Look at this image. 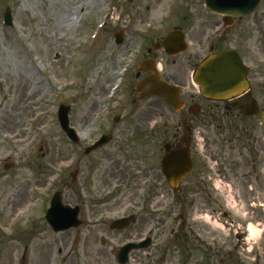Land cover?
<instances>
[{
    "label": "rangeland",
    "instance_id": "374dc122",
    "mask_svg": "<svg viewBox=\"0 0 264 264\" xmlns=\"http://www.w3.org/2000/svg\"><path fill=\"white\" fill-rule=\"evenodd\" d=\"M157 1L0 0V264H117L120 245L136 241L148 230L153 244L148 252L159 255L157 262L186 258L187 264L199 263L201 255L189 249L197 244L189 236H172L189 231L188 223H183L185 215L191 226L209 234L207 240L218 236L219 246L225 247L229 246L231 220L242 226L252 224L254 230L247 237L252 254L242 253L254 259L263 255L258 246L264 245V231L256 220L262 212L257 206L263 201L260 176L231 171V159L240 150L232 152L227 147L220 153V162L229 165L215 178L219 185L217 225L200 218L205 213L195 206L184 204L182 191L173 195L160 183L159 197L149 203L148 182L135 184L141 176L131 169L135 157L125 153L112 161L95 159V167L85 166L83 150L98 138L94 125L99 120L118 114L140 118L126 104L129 80L138 71L142 50H152L174 28L184 32L189 44L184 55L202 49L205 57L214 47L235 48L250 67L253 96L264 88V0L251 16L228 29L220 16L206 10L203 0ZM5 9L11 11L12 28L2 24ZM117 32L124 33V43L118 48L113 43ZM152 52L161 59V76L166 78L167 57L161 51ZM124 74L126 91L116 98L125 105L124 111L119 107L108 114L114 101L107 92ZM28 97L33 100L27 102ZM160 103L154 109L157 137L150 144L156 163L162 155V138L158 137L163 134L162 121L175 117ZM59 105L70 108L69 122L81 140L78 146L60 132ZM111 149L94 158L112 156ZM77 159L80 165L75 168L72 163ZM54 192L61 194L64 204L77 206L78 219L91 227L52 233L43 216ZM188 193L195 197V192ZM128 216L135 217L136 223L121 232L108 230L112 221ZM139 253L131 256L130 263L136 255L143 256Z\"/></svg>",
    "mask_w": 264,
    "mask_h": 264
},
{
    "label": "flooded vegetation",
    "instance_id": "af4514ba",
    "mask_svg": "<svg viewBox=\"0 0 264 264\" xmlns=\"http://www.w3.org/2000/svg\"><path fill=\"white\" fill-rule=\"evenodd\" d=\"M161 42L162 40L158 44L160 45ZM257 45V42L253 43L254 48ZM140 54L143 58L142 62L144 60L155 62L160 60L148 48L142 50ZM164 57L167 56L164 55ZM202 59V49H195V51L185 56L166 58L169 69L165 81L179 88L177 98L182 109L180 112H175L172 108L167 107L175 117H168L162 121L164 130L162 131L163 134L158 137L162 138L161 146L167 147L169 152L181 148L189 152L192 170L181 187L182 202L187 203L189 207L195 206L199 212L209 214L214 221L219 206L218 194L215 192L217 183L215 178L219 176L220 169H224L228 163L225 160L223 162L219 160L220 153L222 155L227 147L232 152L240 150V155L231 159V171L241 170L243 173L259 174L261 199L264 206V125L261 123L259 115L256 117L245 116L253 108H257L260 113L264 112V88L256 96H253L251 89H249L244 95L223 102L206 100L197 92L191 79L194 69ZM147 75L148 73L145 71L139 70L132 81L129 80L130 86L127 91V80L113 86L117 95H122L126 91V104L128 107H133L132 113H136L140 118L132 119L127 118V114L123 116L118 114L115 115L116 118L114 116L111 120L101 119L98 124H91V126L96 127L95 132L100 131L105 135H109L110 141L104 149H99L88 155L89 158L86 157L87 159H85V166L87 168L89 166L95 167L98 164L95 159L98 161L106 158L112 161L115 158H121L125 153L137 158L136 161L131 163L132 172L141 175L135 184L139 185L141 182L147 181L151 190L149 203H154L159 197L157 191L161 189L157 185L160 183L164 187L166 186L165 181L158 172L160 162L156 163L154 152L150 151L151 145L157 137V121L154 118V109L161 104L160 101L162 100L145 97L147 87L142 86L141 82ZM248 80L249 83L252 82L251 74ZM119 107H122V111H124L125 105L118 103L113 105L115 111ZM110 146L113 150L112 156L94 158L95 155L102 154L103 150ZM79 165L80 161L77 163L76 168ZM194 175H196L195 182L193 181ZM96 181L100 182L98 179ZM189 185L190 187H188ZM188 192H195V197L189 196ZM202 217L200 216V218ZM182 219L183 223H188L189 231H177L175 232L176 235L185 238L189 236V239L197 244L196 246H190L189 249L193 253L200 254L203 260L193 264H264V245L262 247L258 246L262 250L263 255L261 257L254 259L246 256L252 250V247L251 249L247 247L248 242L245 238L247 225L242 226L237 221L231 220L230 227L236 237L233 236L229 241V246L225 247L219 246L218 236L212 235L209 237L211 241L207 240L209 234H203L202 231L195 229L197 226L194 224L191 226L186 215L182 216ZM256 220L259 221L257 226L264 231V209L261 218L258 216ZM83 226L85 228L91 227L81 221V227ZM183 233L187 236H183ZM84 237H87V235L84 234ZM242 252L246 255H243ZM193 253L191 252V254ZM142 255H136V260H133L132 263L129 259L127 264H140L139 261H141V264H187L186 258L181 262L167 258H162L160 262H157L159 255L155 252H142Z\"/></svg>",
    "mask_w": 264,
    "mask_h": 264
},
{
    "label": "water",
    "instance_id": "95a60500",
    "mask_svg": "<svg viewBox=\"0 0 264 264\" xmlns=\"http://www.w3.org/2000/svg\"><path fill=\"white\" fill-rule=\"evenodd\" d=\"M131 3L133 0H127ZM207 9L210 12L227 16L224 19L226 26L231 24V17H242L249 14L258 4L259 0H204ZM5 23L11 25L9 11L6 12ZM121 36L116 35V43L121 42ZM162 47L168 55H179L186 50V45L183 43V37L180 33H171L163 41ZM152 72V76L144 81L150 90L149 96H161L166 103L173 106L178 111V102L175 99L176 91L163 83L155 70L151 67L146 68ZM194 82L199 86V91L204 98L212 100L227 99L232 96H237L247 88L246 71L241 60L234 51L226 50L219 54H213L207 57L196 69L194 74ZM68 108L61 107L58 111V120L60 127L66 136L76 141L75 135L68 128ZM106 139L102 140L95 147L101 146ZM86 151L88 153L90 150ZM164 175L168 183L172 187H176L182 179L190 171V161L186 152L182 150L167 154L162 161ZM6 169L8 166L5 167ZM77 209L72 210L63 207L60 203L58 195H55L51 202V208L48 211L45 220L49 223L55 232L65 231L71 227L78 225L76 220ZM131 219H125L114 222L110 225V229L122 230L127 227ZM135 249L134 246L125 247L119 257L121 263H125L128 252Z\"/></svg>",
    "mask_w": 264,
    "mask_h": 264
},
{
    "label": "bare ground",
    "instance_id": "6f19581e",
    "mask_svg": "<svg viewBox=\"0 0 264 264\" xmlns=\"http://www.w3.org/2000/svg\"><path fill=\"white\" fill-rule=\"evenodd\" d=\"M157 3L160 4L161 1L158 0ZM32 100H33L32 97H28V98H27V102H28V101L31 102ZM252 230H254L253 226H251V231H252Z\"/></svg>",
    "mask_w": 264,
    "mask_h": 264
}]
</instances>
